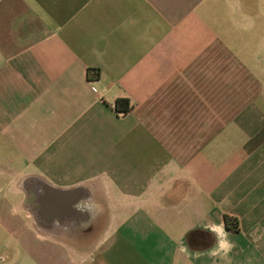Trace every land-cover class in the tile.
Wrapping results in <instances>:
<instances>
[{"label": "crops", "instance_id": "obj_1", "mask_svg": "<svg viewBox=\"0 0 264 264\" xmlns=\"http://www.w3.org/2000/svg\"><path fill=\"white\" fill-rule=\"evenodd\" d=\"M0 264H264V0H0Z\"/></svg>", "mask_w": 264, "mask_h": 264}, {"label": "trees", "instance_id": "obj_2", "mask_svg": "<svg viewBox=\"0 0 264 264\" xmlns=\"http://www.w3.org/2000/svg\"><path fill=\"white\" fill-rule=\"evenodd\" d=\"M90 76L91 78H98L100 76V73L98 70H91L90 71ZM131 103H130V100L128 98H119L117 101H116V109L118 112H123V113H126L128 112L130 109H131ZM230 218L227 217V225L230 226ZM232 221L235 222V220L232 219ZM236 223V222H235ZM194 233V232H192ZM192 233H189L188 235V240H189V243L191 244V246H195L194 244H192ZM196 247V246H195Z\"/></svg>", "mask_w": 264, "mask_h": 264}]
</instances>
